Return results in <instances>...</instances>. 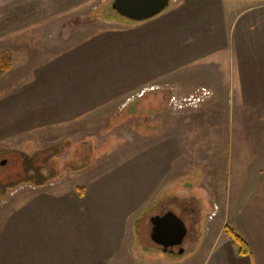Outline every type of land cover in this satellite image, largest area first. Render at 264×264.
Wrapping results in <instances>:
<instances>
[{"label": "rangeland", "instance_id": "rangeland-1", "mask_svg": "<svg viewBox=\"0 0 264 264\" xmlns=\"http://www.w3.org/2000/svg\"><path fill=\"white\" fill-rule=\"evenodd\" d=\"M112 1L0 0V51L12 55L0 77V185L48 177L0 195V264H203L235 202L239 150L252 152L241 138L264 141L263 31L240 55L258 60L256 96L242 106L238 26L154 29L143 25L168 19L173 0L143 21ZM201 87L211 96L198 107L167 104ZM167 211L187 227L182 254L150 239V217Z\"/></svg>", "mask_w": 264, "mask_h": 264}, {"label": "crops", "instance_id": "crops-1", "mask_svg": "<svg viewBox=\"0 0 264 264\" xmlns=\"http://www.w3.org/2000/svg\"><path fill=\"white\" fill-rule=\"evenodd\" d=\"M166 15L168 19L155 20L143 26H151L150 28L154 29H162L164 26H185L186 28L188 26H238L235 45L237 51L239 49V102L241 101L244 106L249 103L248 94L256 96L254 91H250L252 82L248 80L258 77V70L250 66L258 60L240 59V55L245 57L247 53L250 57L252 45L262 41L258 38V32H264V0H173L172 7ZM257 24L259 26H256ZM239 26H241L240 30ZM139 29L142 28H135V30L131 28L129 32L139 31ZM136 36L138 37L137 34ZM202 62L209 65L207 68H211V71L215 69L213 66L217 63L211 59L209 62ZM198 68H192L194 70H190L189 73H194ZM165 71L169 72L168 69ZM170 76L186 77L177 72L171 73ZM250 100L254 105L258 99ZM263 102L261 100L260 103L263 104ZM260 110L264 111V107ZM247 126L255 125L249 122ZM241 139L242 142L251 145L252 152L245 153L243 147L239 150L242 168L235 202L226 205L225 215L220 223L222 230L218 237L212 235L203 264H264V141L257 147L254 133L243 136ZM241 139L239 136V140ZM256 149L258 151H255ZM226 227L247 243L249 254L239 253V246L225 233Z\"/></svg>", "mask_w": 264, "mask_h": 264}, {"label": "water", "instance_id": "water-1", "mask_svg": "<svg viewBox=\"0 0 264 264\" xmlns=\"http://www.w3.org/2000/svg\"><path fill=\"white\" fill-rule=\"evenodd\" d=\"M170 0H113L112 8L120 16L134 21L151 18L168 5ZM3 160L1 164H4ZM150 239L161 247L163 252L172 253L178 247V253H183L181 244L187 233L185 223L172 211L150 217Z\"/></svg>", "mask_w": 264, "mask_h": 264}, {"label": "trees", "instance_id": "trees-1", "mask_svg": "<svg viewBox=\"0 0 264 264\" xmlns=\"http://www.w3.org/2000/svg\"><path fill=\"white\" fill-rule=\"evenodd\" d=\"M12 66V55L9 50L4 49L0 51V77L8 71ZM147 95V94H145ZM144 95V96H145ZM48 177L42 176V174H39L37 177L36 176H27L24 179L18 180V183L20 181H32L35 185H43V183L46 182ZM17 181L16 183L13 184H2L0 185V195H3L7 188L9 186H15L18 184ZM226 232L227 234L233 239V241L239 246V253L242 255H247L249 254V248L247 243L239 236L237 235L233 230L230 228L226 227Z\"/></svg>", "mask_w": 264, "mask_h": 264}, {"label": "built area", "instance_id": "built-area-1", "mask_svg": "<svg viewBox=\"0 0 264 264\" xmlns=\"http://www.w3.org/2000/svg\"><path fill=\"white\" fill-rule=\"evenodd\" d=\"M155 90H158L157 86L154 85L146 86L145 88L140 90L137 96L143 97L145 94H147V92H153ZM210 96H211V91L205 87H201L198 90H196L193 94L187 96H180L177 94L169 93L167 97V104L173 109L176 107L180 109L183 108L184 106H190L195 108L198 107L202 101L206 100Z\"/></svg>", "mask_w": 264, "mask_h": 264}]
</instances>
